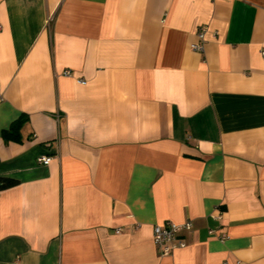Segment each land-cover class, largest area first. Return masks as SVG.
Returning a JSON list of instances; mask_svg holds the SVG:
<instances>
[{
    "label": "crops",
    "instance_id": "1",
    "mask_svg": "<svg viewBox=\"0 0 264 264\" xmlns=\"http://www.w3.org/2000/svg\"><path fill=\"white\" fill-rule=\"evenodd\" d=\"M262 51L264 0H0V264H264Z\"/></svg>",
    "mask_w": 264,
    "mask_h": 264
},
{
    "label": "built area",
    "instance_id": "2",
    "mask_svg": "<svg viewBox=\"0 0 264 264\" xmlns=\"http://www.w3.org/2000/svg\"><path fill=\"white\" fill-rule=\"evenodd\" d=\"M204 34L205 27L198 32L200 42L193 43L191 47L198 51H203L204 48ZM264 54V51H262ZM65 76H71L72 72L70 69H65L62 72ZM80 82L84 83L83 79H79ZM51 157L48 155H41L37 157V162L41 164H48ZM192 228L190 221L178 223L171 220H166L162 224H156L153 228V242L161 255L170 254L177 248H183L186 243L182 237V232L189 231ZM118 231V230H117Z\"/></svg>",
    "mask_w": 264,
    "mask_h": 264
},
{
    "label": "trees",
    "instance_id": "3",
    "mask_svg": "<svg viewBox=\"0 0 264 264\" xmlns=\"http://www.w3.org/2000/svg\"><path fill=\"white\" fill-rule=\"evenodd\" d=\"M27 121V117L22 114L12 121L8 128L2 130V138L5 142L21 141V130ZM18 183V180L12 177L0 176V190L12 187Z\"/></svg>",
    "mask_w": 264,
    "mask_h": 264
}]
</instances>
